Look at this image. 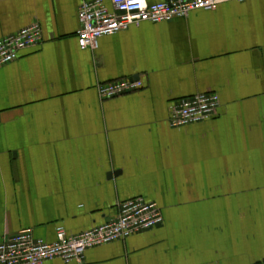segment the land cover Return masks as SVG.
I'll use <instances>...</instances> for the list:
<instances>
[{
	"label": "crops",
	"instance_id": "crops-1",
	"mask_svg": "<svg viewBox=\"0 0 264 264\" xmlns=\"http://www.w3.org/2000/svg\"><path fill=\"white\" fill-rule=\"evenodd\" d=\"M87 1L0 0V39L32 24L43 37L0 68V241L79 234L142 197L162 224L87 250L83 264H264V0L141 23L81 50ZM119 80L142 88L101 100L98 85ZM209 91L215 116L168 125L176 101Z\"/></svg>",
	"mask_w": 264,
	"mask_h": 264
},
{
	"label": "built area",
	"instance_id": "built-area-1",
	"mask_svg": "<svg viewBox=\"0 0 264 264\" xmlns=\"http://www.w3.org/2000/svg\"><path fill=\"white\" fill-rule=\"evenodd\" d=\"M245 0H91L80 4L77 12V44L81 50H95L98 40L125 31L141 23L158 24L184 18L196 10L212 11L224 3ZM43 42L38 24H32L13 35L0 39V68L18 59L23 50L36 48ZM142 88L140 81L119 80L98 85L101 100L113 99ZM219 97L205 92L176 101L169 108L168 125L181 128L205 121L217 114ZM117 215L79 234L63 228L55 230V239L46 242L34 238L31 230H22L0 241V264H45L59 260L63 264H83L89 249L124 241L133 235L153 230L163 222L159 206L136 197L117 203Z\"/></svg>",
	"mask_w": 264,
	"mask_h": 264
},
{
	"label": "water",
	"instance_id": "water-1",
	"mask_svg": "<svg viewBox=\"0 0 264 264\" xmlns=\"http://www.w3.org/2000/svg\"><path fill=\"white\" fill-rule=\"evenodd\" d=\"M131 81H132V80H131ZM112 176H114V174H112V175H111V174H108L107 177H108V178H111Z\"/></svg>",
	"mask_w": 264,
	"mask_h": 264
}]
</instances>
